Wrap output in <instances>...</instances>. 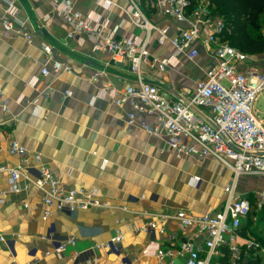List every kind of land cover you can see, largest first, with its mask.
Returning a JSON list of instances; mask_svg holds the SVG:
<instances>
[{"label":"crops","instance_id":"crops-1","mask_svg":"<svg viewBox=\"0 0 264 264\" xmlns=\"http://www.w3.org/2000/svg\"><path fill=\"white\" fill-rule=\"evenodd\" d=\"M7 1L0 0V89L9 102V112H0V165L14 168L20 164V159L8 151L10 142L18 140L29 153L40 154L46 166L63 173L61 182L66 190L95 188L105 204L76 213L53 207L51 216L44 220L46 206L41 191L32 180L23 179L22 192L8 193L5 202H0V237L5 238L0 240V264H12L14 257L19 263L39 258L35 264H73L77 251L108 241L116 228L125 233L121 250L97 251L101 261L157 264V251L170 243L158 236L135 233L132 227L161 213L184 209L201 214L218 208L225 197L223 188L231 177L230 169L210 158L177 157L163 136L139 125L128 127L129 107L115 105L109 96L93 104L101 88H125L130 78L128 68L114 64L106 53H93L88 36L68 39L69 27L53 13L49 1L9 0L12 12L26 23L35 39L28 44L22 37H4L2 9ZM72 1L83 15L95 10L99 17L107 18L117 37L140 32L127 19L123 0H111L115 4L111 9L97 6L96 0ZM44 44L50 45L54 59L69 64L72 72L52 73L32 86L30 81L40 75L43 66ZM152 51H158L156 45ZM207 60L202 52L197 63L183 60L169 73L154 75L190 90L195 79L204 77L198 67L206 65ZM96 71H103V76L92 83L89 78ZM137 119L154 123L153 117L143 114ZM195 176L200 177L197 185L192 184ZM9 179L7 172H0V192L7 189ZM257 180L262 191L264 180ZM257 183L239 184V192H260L255 189ZM166 225L168 232L183 238L176 221ZM51 230L55 240L76 236L77 244L62 255L55 253L54 242L44 239ZM247 236L256 239L254 233ZM254 251V256H244L238 264H250L253 257H260L264 264V248ZM214 262L233 264L226 247L220 249ZM173 264H184V259H176Z\"/></svg>","mask_w":264,"mask_h":264},{"label":"built area","instance_id":"built-area-1","mask_svg":"<svg viewBox=\"0 0 264 264\" xmlns=\"http://www.w3.org/2000/svg\"><path fill=\"white\" fill-rule=\"evenodd\" d=\"M46 1L52 4L53 13L68 25V39L88 36L93 53H106L114 64L128 68L130 78L125 88L103 87L93 97V104L109 96L115 105L129 107L128 127L139 125L163 136L177 157L210 158L231 171L223 188L224 200L218 208L201 214L184 209L161 213L132 227L135 233L158 236L170 243L157 251V264H173L176 259H184V264H217L214 260L222 247L228 249L233 264H238L252 251L261 250L255 238L242 237L239 232L252 212L249 194H241L239 184L244 176L257 175L264 180V116L254 109L257 97L264 92V55L251 57L223 39L226 24L213 13L211 0H146L144 7L149 8L150 15L141 0H123L127 19L140 32H126L122 37H117L107 18L99 17L95 10L83 15L75 9L72 0ZM7 3L2 9L4 30L1 34L6 38L22 37L32 44L34 33L16 18L12 3L9 0ZM96 4L103 9L115 5L111 0H96ZM261 35L264 38V27ZM155 45L156 53L152 51ZM42 49L43 66L40 75L30 81L32 86L52 73L72 72L69 64L54 59L50 45L44 44ZM202 52L208 58L206 65L198 67L204 77L195 79L190 90L154 75V72L169 73L183 60L197 63ZM102 76L103 71H96L90 76V82L97 83ZM0 112H9V102L1 89ZM138 114L153 117L154 123L139 122ZM8 151L20 159V164L14 168L0 165V172L10 176L9 186L0 192L1 203L8 193H21V181L30 179L42 193L46 206L44 220L51 216L53 207L76 213L105 204L95 188L66 190L61 182L63 173L46 166L40 154L29 153L18 140L10 142ZM199 181L200 177H192L193 185ZM255 196L260 206L264 205V189L255 192ZM168 221L177 222L183 238L168 232ZM46 238L54 242V252L59 255L78 241L76 236L55 240L52 230ZM124 240L125 233L116 228L108 241L77 251L73 264H82V261L107 264L99 259L97 251L119 253ZM38 260L19 263L14 257L12 264H35Z\"/></svg>","mask_w":264,"mask_h":264},{"label":"trees","instance_id":"trees-1","mask_svg":"<svg viewBox=\"0 0 264 264\" xmlns=\"http://www.w3.org/2000/svg\"><path fill=\"white\" fill-rule=\"evenodd\" d=\"M146 0H141L143 7ZM213 13L222 17L226 28L222 33L223 39L229 44L251 57L257 58L264 55V38L261 30L264 27V0H211ZM148 15L151 14L149 8L144 7ZM252 203V212L243 223L239 232L242 236L254 233L256 240L264 248V238L260 237L256 231L260 224V219H264V206L261 208V217L255 221L253 216L254 200L252 195H248ZM255 251L251 252L254 256ZM254 258V257H253ZM251 258L250 264H261V258Z\"/></svg>","mask_w":264,"mask_h":264},{"label":"rangeland","instance_id":"rangeland-1","mask_svg":"<svg viewBox=\"0 0 264 264\" xmlns=\"http://www.w3.org/2000/svg\"><path fill=\"white\" fill-rule=\"evenodd\" d=\"M254 109H256L258 111V113L262 116H264V92L262 94H260L256 101H255V104H254ZM259 176L257 175H251V176H247V179L245 178L242 182H243V185H242V182L240 183V186H244L245 184L247 186H252L254 185L255 183H257V179H258ZM246 180V181H245ZM258 184L257 183V186H256V190L257 191H260V189L258 188ZM257 193V192H256ZM250 195H252L253 197V200H254V207H253V216L255 221H257L258 219H260V217L262 216L260 213H261V208L264 206H260L259 204V201L258 199L256 198L255 196V192H250L249 193ZM260 226L258 228V234L260 235V237H263L264 238V219L261 220L260 219Z\"/></svg>","mask_w":264,"mask_h":264}]
</instances>
